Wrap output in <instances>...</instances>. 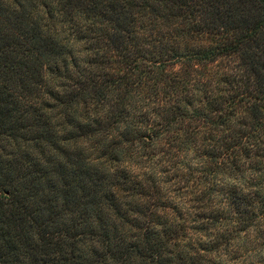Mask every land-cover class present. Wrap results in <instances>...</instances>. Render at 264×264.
<instances>
[{
  "label": "trees",
  "instance_id": "1",
  "mask_svg": "<svg viewBox=\"0 0 264 264\" xmlns=\"http://www.w3.org/2000/svg\"><path fill=\"white\" fill-rule=\"evenodd\" d=\"M258 240L264 0H0V264H244Z\"/></svg>",
  "mask_w": 264,
  "mask_h": 264
},
{
  "label": "rangeland",
  "instance_id": "2",
  "mask_svg": "<svg viewBox=\"0 0 264 264\" xmlns=\"http://www.w3.org/2000/svg\"><path fill=\"white\" fill-rule=\"evenodd\" d=\"M260 243V246H262V249L258 252V253H254V251L252 250V245L250 243H245L244 245V250H243V255L241 254L240 259L242 258V260L244 261V264H251V262H253V264H264L260 263L261 257L264 256V240H258Z\"/></svg>",
  "mask_w": 264,
  "mask_h": 264
}]
</instances>
